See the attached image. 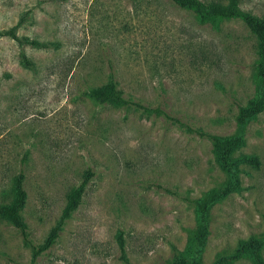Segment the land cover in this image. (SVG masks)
Here are the masks:
<instances>
[{
	"label": "rangeland",
	"instance_id": "obj_1",
	"mask_svg": "<svg viewBox=\"0 0 264 264\" xmlns=\"http://www.w3.org/2000/svg\"><path fill=\"white\" fill-rule=\"evenodd\" d=\"M240 7L264 16V0ZM14 26L17 36L52 45L0 38V205L23 173L21 215L38 245L68 190L86 170L93 176L35 261L0 217V264H121L117 231L131 264H170L194 229L193 201L226 179L210 141L162 117L96 105L85 92L110 75L125 99L229 137L237 108L255 95V38L239 20L200 22L168 0H0V30ZM20 52L31 69L20 65ZM243 135L233 156L254 155L259 167L240 166L239 190L210 209L202 264L251 236L264 241V111Z\"/></svg>",
	"mask_w": 264,
	"mask_h": 264
},
{
	"label": "trees",
	"instance_id": "obj_2",
	"mask_svg": "<svg viewBox=\"0 0 264 264\" xmlns=\"http://www.w3.org/2000/svg\"><path fill=\"white\" fill-rule=\"evenodd\" d=\"M179 9L191 12L200 22L214 19L239 20L255 38V95L246 105L237 108L234 117L235 132L229 137L205 135L200 129H193L190 124L170 115L159 107H150L125 99L117 89L112 76L107 82L95 88H88L85 96L99 106L109 105L117 108H130L142 114L153 117H162L172 124L182 128L187 133L198 136H206L210 141L211 155L216 167L225 175V182L218 188H213L203 193L193 201L194 229L189 233L185 248L182 252H176L170 264H202L201 254L208 236L209 211L231 193L240 188L239 167L249 166L258 168L259 161L254 155H241L237 158L234 152L243 144V134L248 122L255 120L256 116L264 111V16L257 17L240 7L241 0H168ZM7 37L18 47L29 46L34 49H47L52 44L40 43L35 40L21 38L16 35V26L0 30V38ZM19 63L26 69L32 68L30 60L22 53L18 56ZM93 176L90 170H86L81 181L68 190L64 196V202L57 219L49 229L41 244L34 245L29 239L27 227L22 219V209L26 201V193L23 187L24 175L19 172L13 177L9 190L10 201L0 205V217L5 219L19 234L25 246L31 252V259L35 261L40 255L48 251L57 241L65 223L71 217L81 202L86 185ZM117 259L121 264H131L124 246L122 233L115 234ZM264 241L261 238L251 236L239 241L230 255L221 256L213 264H232L234 261L245 259L252 264H264L261 252Z\"/></svg>",
	"mask_w": 264,
	"mask_h": 264
}]
</instances>
